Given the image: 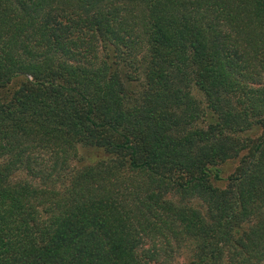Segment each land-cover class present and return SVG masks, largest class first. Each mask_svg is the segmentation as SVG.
Instances as JSON below:
<instances>
[{
    "label": "trees",
    "instance_id": "1",
    "mask_svg": "<svg viewBox=\"0 0 264 264\" xmlns=\"http://www.w3.org/2000/svg\"><path fill=\"white\" fill-rule=\"evenodd\" d=\"M182 250L264 264V0H0V264Z\"/></svg>",
    "mask_w": 264,
    "mask_h": 264
},
{
    "label": "rangeland",
    "instance_id": "2",
    "mask_svg": "<svg viewBox=\"0 0 264 264\" xmlns=\"http://www.w3.org/2000/svg\"><path fill=\"white\" fill-rule=\"evenodd\" d=\"M233 165H234L233 163L228 162L227 164H225L224 167H222L221 181L215 182L216 186H218V187H223L224 186V184H225L224 177L227 175V173H229L231 171ZM185 258H186V253H185L184 250H182L180 255L177 256V259H175L174 261H176L177 264H180V263L184 262Z\"/></svg>",
    "mask_w": 264,
    "mask_h": 264
}]
</instances>
